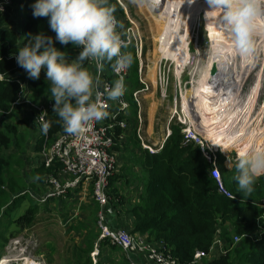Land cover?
I'll list each match as a JSON object with an SVG mask.
<instances>
[{
    "label": "trees",
    "instance_id": "obj_1",
    "mask_svg": "<svg viewBox=\"0 0 264 264\" xmlns=\"http://www.w3.org/2000/svg\"><path fill=\"white\" fill-rule=\"evenodd\" d=\"M34 2L35 0H10L6 11L0 13V115L6 119L0 127V151L4 152L9 150L10 145L18 143L14 142L17 140L18 127L11 122L15 119L14 109L19 106L16 101L22 92L19 80L24 81L26 72L14 59L17 51L28 43L29 34L43 33L53 39L55 37V33L49 28L47 17L33 18L30 5ZM108 5L115 9L114 15L119 19L125 17L124 9L115 0H108ZM121 24L127 26L128 23L121 20ZM54 44L65 52L69 59L75 58L80 50L71 44L62 46L55 40ZM127 51L132 56L125 91L129 109L126 115H121L119 119L125 120L127 124L129 122L133 128L127 132L128 136L122 148L127 150L130 145L133 150H143L137 134L139 107L134 93L142 91L145 85L140 80L139 60L133 50L129 48ZM83 66L89 68L87 60ZM111 66L112 64L106 67V71L113 79ZM28 85L31 89V99L41 93L50 94V84L45 78L30 80ZM32 110L28 114V124H31L30 120H34L38 113L37 110ZM108 113V117H111V110ZM44 118L50 123V128L45 134L38 125L40 132L37 136L32 135L35 144L29 148L30 152L27 154V160H32L29 163L31 180L27 187L29 185L32 190L24 194L20 193L22 191L14 192V183L17 182L13 181L14 177L6 179L4 175L12 171L15 161L11 159V155L0 157V258L8 240L36 225L42 206H53L52 212L55 213L61 211L65 221L70 218L63 197H54L43 202L50 192L47 179L59 176L62 171V164L58 160H54L47 167L43 153L65 132L52 107ZM126 131L127 129L116 126L114 131L110 132L115 142L112 152L122 151L119 135ZM183 139L181 128L172 127L161 152L150 154L144 150V156L135 158V166L147 170V184L144 185L138 201L127 200V196L122 192L123 188L119 186L121 179H124L123 183L127 185L131 182L130 164L121 174L114 173L110 177L107 189L110 200L103 208L105 223L115 232L125 230L131 235L143 237L156 247H166L178 264H264V205L258 202L264 197V176L256 178L251 193L242 194L238 192L237 183L233 178L237 174L235 168L227 169L226 157L215 153L223 186L228 193L234 195V198L230 199L228 193L219 191L217 181L210 174L213 165L207 160L201 147L194 143L184 145ZM31 152L35 154L33 157H30ZM239 156H243L241 152ZM121 157L127 160L125 155ZM20 181L26 186L25 182L28 180L25 178V181ZM36 186H45L47 190L44 188L42 193V189ZM89 189L95 205L89 209L88 219L84 215L87 208H84L80 217L77 229L80 234L85 232L86 235L77 246L81 247L84 253L78 255L79 253L74 252L72 257L76 260L73 264H94L91 253L100 235L97 227L100 206L93 199V186ZM78 191L79 189H76L70 193ZM29 194L31 200L26 213L11 219V214L21 205L18 200ZM60 202L63 210L59 208ZM46 208L43 210L47 211ZM111 217L119 221L117 226L111 223ZM124 217L133 218L130 225L123 221ZM93 238L94 244L91 242ZM103 240L101 253L95 264H117V260L112 259V255L117 252H120L122 257L120 264H131V260L121 248L112 245L109 240ZM220 241L223 244L221 248L218 247ZM77 251L79 252L78 249ZM198 251L208 254V257L196 260L194 257ZM132 257L137 264L147 262L141 255L132 254ZM46 258L50 260L48 254Z\"/></svg>",
    "mask_w": 264,
    "mask_h": 264
},
{
    "label": "rangeland",
    "instance_id": "obj_2",
    "mask_svg": "<svg viewBox=\"0 0 264 264\" xmlns=\"http://www.w3.org/2000/svg\"><path fill=\"white\" fill-rule=\"evenodd\" d=\"M115 1L128 11L131 20L136 24L134 30L138 36H141L144 45V55L141 64L139 63V67L142 69L141 72L139 69V72L141 73V82L145 85L144 91H147L150 96V98L149 96L146 98L151 102H146L145 97L141 99L140 123L143 130L152 116L156 123L155 135L158 137L160 132L165 131V140L172 127H179L182 130L192 129L202 138L205 149L223 152L226 159L227 156L232 158V155L238 159L239 152L244 155L254 148L264 146V46L261 49H255L254 53L245 59L247 64H244L243 67L241 66L243 58L238 60V57L234 59L228 58L226 55V60L223 53L222 61H220V57L215 61L214 47H222L223 42L232 47V43L226 33L219 28V11L213 10L207 0H189V3L177 2L178 4L175 6L168 7V10L165 9L160 13H153L144 0ZM23 16L22 13V18ZM124 18L121 19L124 20ZM216 20L218 21L217 32L214 27ZM257 25L256 34L260 38H264V18L259 19ZM164 30H166L165 34L162 32ZM186 48V58L181 60V66L177 60L182 57L181 53ZM232 50L230 49V51ZM212 69L223 70L219 71L220 74H215ZM89 71L96 76V72L93 73L91 69ZM221 73H225L223 74L225 77H220L221 81L226 82L222 93L227 94L226 97L229 96V100L226 99L222 102L221 90L219 94L216 93V99L212 97L213 93L205 95L206 97L201 96L205 92L208 94L209 89L207 90V88L216 84L217 76H222ZM153 79L155 83H153ZM212 81L213 83H211ZM30 96L31 89L24 90L21 101L30 102L20 104L14 109L15 119L11 123L18 127L17 140L14 141H18V143L10 145L8 151H0V157L5 158L11 155V159L15 161L12 171L6 172L4 177L6 179L10 176L14 177L13 181L17 182V184L14 183V192L22 191L20 193L23 194L33 189L29 185L27 187V183L31 180L29 163L32 162V160H27V154L30 152L29 148L34 147L35 138L33 136H37L40 132L35 119L30 120L31 124H28V114L32 109L37 110L39 104L54 103L51 100V95L46 92L32 99ZM200 96L205 100H200ZM218 99L219 101H217ZM150 103V116L147 119L146 109ZM5 121L6 119L0 115V127ZM141 134L143 136L144 132L142 131ZM34 155L31 152L30 157ZM226 164L230 166L229 161ZM122 165L123 171H125L127 165ZM140 174L142 175V173ZM133 177H135L134 174ZM25 178L28 181L25 182L26 186H23L20 179L25 181ZM123 182L124 179H121L119 186L123 188L122 192L125 196H128L127 200H130L131 188ZM36 188L42 189V193L44 188L47 190L45 186H36ZM29 197H31L30 194L18 200L21 205L11 214V219H16L26 213L30 206L31 199ZM258 202L264 203V197ZM72 203L66 201L67 210L70 209ZM44 208L46 207L42 206L40 214L37 215L39 220L35 226L8 240L7 246L3 248L0 261L6 258L8 259L6 264H25L27 256L37 255L46 259L45 264H68L67 261H70V258L74 262L76 260L70 256L71 254L73 255L74 252L75 254L79 253L78 255L84 253L81 247L77 246L81 242L77 237L80 235L77 226L81 221L82 211L76 210L78 216L65 221L61 211L52 212L53 206L46 208L47 211L43 210ZM59 208L63 210L61 203ZM100 240V235L95 244L94 238L91 240L95 252L98 251ZM47 254L50 256V260H47ZM93 254H91L92 261L96 258ZM35 258L43 260L42 257Z\"/></svg>",
    "mask_w": 264,
    "mask_h": 264
},
{
    "label": "clouds",
    "instance_id": "obj_3",
    "mask_svg": "<svg viewBox=\"0 0 264 264\" xmlns=\"http://www.w3.org/2000/svg\"><path fill=\"white\" fill-rule=\"evenodd\" d=\"M207 2L213 10L219 11V28L230 38L235 54L247 59L254 50L253 40L258 27L257 21L264 18V0H207ZM30 7L33 18H48L49 28L55 33V37L53 39L52 36H46L43 33L29 34L28 43L18 49L14 59L26 74L24 81L19 80L22 92L16 104L30 102L21 101L24 90L29 89L30 80L45 78L50 84L48 90L54 103L39 105H51L52 111L56 113L58 122L62 123L66 133H79L87 123L108 117L109 113L104 107L106 100H117L125 95L127 79L126 86L122 78L113 82V69L128 67L129 70L132 56L126 51L130 48L136 57L137 54L133 46L127 47L121 39V33L117 29L123 26L116 20L115 9L108 5V0H35ZM2 11L3 8L0 7V13ZM54 40L62 46L71 44L79 48L78 55L69 59L65 52L55 47ZM122 48H125L124 53L121 52ZM222 51V48H218L216 54L219 55ZM142 52L143 57L144 45ZM86 60L95 64L96 74L102 71L104 62H113L111 66L113 79L107 73L106 67L103 69L105 76L113 82L110 87L105 85L103 92L100 90L99 75L94 76L83 66ZM139 63L141 64L140 60ZM42 69L45 73L40 75ZM139 74L141 75L140 72ZM138 92L134 93L137 103ZM102 97L106 99L102 100ZM138 107L140 108L139 104ZM39 116L40 112L37 113L35 121L41 126V131L46 134L50 123L47 121L40 123ZM164 144L157 147L155 154L163 150ZM141 146L143 150L148 151L143 145ZM215 153L224 155L220 151ZM232 159L234 162L230 166L234 167L237 173L233 178L237 183L238 192L251 193L256 178L264 175V146L254 148L249 153L239 156L238 159L232 155ZM78 189L80 190L81 187ZM228 196L230 199L234 198L232 193H228ZM222 245L220 241L218 247L221 248ZM98 254L93 256L96 257ZM34 256L42 257L43 260ZM26 258L25 262L35 260L43 264L46 260L43 256L37 255ZM93 263L95 264L96 261L93 260Z\"/></svg>",
    "mask_w": 264,
    "mask_h": 264
},
{
    "label": "built area",
    "instance_id": "obj_4",
    "mask_svg": "<svg viewBox=\"0 0 264 264\" xmlns=\"http://www.w3.org/2000/svg\"><path fill=\"white\" fill-rule=\"evenodd\" d=\"M9 4L10 0H0V7L3 8L2 12L6 10ZM125 11L130 24L124 28H118L117 30L121 33V39L124 40L127 47H134L137 57L141 61L143 54L142 38L136 34L134 30L136 24L131 20L128 11L126 9ZM115 18L119 21L117 16H115ZM124 50L125 48H122L121 52L124 53ZM103 69L96 74L100 77V90L102 92L105 85L110 87L117 79L122 78L126 86L128 67L113 69V82L105 76ZM141 69L140 67V72ZM42 73H45L43 69L40 75H42ZM22 86H24V84ZM105 99V97H102V100ZM104 107L107 112L111 110V117L98 121H91L85 125L81 132L76 134L64 132L53 145L44 151L43 157L45 158L46 166L49 167L54 160H58L62 164V171L59 176H51L47 179L50 192L46 195L43 202L54 197H65L70 191H74L82 187L83 183H87L89 186H93V198L100 206L97 224L102 239L109 240L112 245L121 248L131 260V264H137L132 260V254L141 255L147 259L145 264H178L166 247H156L143 237L131 235L125 230L115 232L105 223L103 208L110 200L107 191L109 179L115 173L118 166L116 153L112 152L115 142L110 132L114 131L116 126H119L121 129L126 128L127 123L124 120H120L119 117L121 115H126L129 109V103L125 99V95H123L117 100H106ZM49 108H51V105H39V108H37L38 112H40L38 119L40 123L45 121L44 117ZM123 134L124 133L119 135V144L123 139ZM182 134L184 135V145L194 143L201 147L205 157L213 165L210 174L217 181L219 191L228 193L223 186L220 169L216 163L217 156L215 152L205 149L204 142L196 131L185 128L182 130ZM142 145L152 154L157 152L156 149L145 143H142ZM95 254H98V251L93 255ZM204 256H206V253L198 251L194 258L196 260H201ZM27 263L43 264L41 261L35 260L25 262V264Z\"/></svg>",
    "mask_w": 264,
    "mask_h": 264
},
{
    "label": "crops",
    "instance_id": "obj_5",
    "mask_svg": "<svg viewBox=\"0 0 264 264\" xmlns=\"http://www.w3.org/2000/svg\"><path fill=\"white\" fill-rule=\"evenodd\" d=\"M179 2H181V3H183V0H178ZM177 1V2H178ZM120 4V3H119ZM150 4V5H149ZM176 4H178V3H176ZM176 4H174V5H176ZM148 6H151L150 8L152 9V12L154 13L155 11H154V9H153V4L152 3H148L147 4ZM166 10H168V8L166 9ZM124 13H125V11H124ZM158 13V12H157ZM168 14V13H167ZM118 17V16H117ZM131 17V16H130ZM118 19H119V17H118ZM121 18L119 19V22H120V24H121ZM124 21H126L127 23H129V21H128V19H127V15H126V13H125V18H124ZM122 25V24H121ZM123 27L122 28H124L126 25H122ZM257 52V51H256ZM252 53H254V52H252ZM255 56H257V55H255ZM110 64H112V66H113V62H104V67H109V65ZM88 65H89V68H88V70L89 69H91V71L94 73V72H97V70H96V67H95V64L94 63H91V62H89L88 61ZM147 96H149L148 94H147V91H144L143 92V90L142 91H140V92H138V95H137V99H138V104H139V106H140V108H139V113H137V117H138V130H137V134H138V138H139V141H140V145H142V143H145V144H148V145H150L151 147H153L154 149H157V147L159 146V145H163L164 143H165V139H164V134H165V131H162V133L160 132L159 133V136L157 137L156 135H155V131H154V129H155V125H156V123H155V118H154V116H152V118H150V120L148 121V124L146 125V127L144 128V130H143V128H142V124L140 123L141 122V112H142V108H141V103H142V101H141V99H142V97H145V100H146V102H151L150 101V99H148V98H146ZM149 98H150V96H149ZM150 105H151V103L148 105V107H147V109H146V114H147V119H149V116H150V112H149V109H150ZM125 121V120H124ZM126 122V121H125ZM127 123V122H126ZM150 127H151V129H150ZM133 128V125H130V123L128 122V124H127V126H126V128L125 129H127V131L123 134V139L120 141V147H121V149H122V151L121 152H119V151H117V152H115L116 153V157H117V159H119V162H118V166H117V170H116V172H115V174L116 173H119V174H121L122 173V171H123V165L122 164H126L127 163V166H128V164H130L131 165V182L129 183V187L131 188V190H130V192H131V194L129 195L130 196V201H134V202H136V201H138V199H139V195L141 194V192L143 191V189H144V185H146L147 184V170L145 169H142V167H140V166H135V163H134V161H135V158L136 157H139V158H141L142 156H144V153H146L144 150H139V149H135V150H133V148L130 146V145H128V148H127V150H124L122 147H123V142H126V137L128 136L127 134V132L130 130V129H132ZM124 130V129H123ZM169 130V129H168ZM142 131L144 132V134H143V136H142ZM170 131V130H169ZM168 131V132H169ZM169 134V133H168ZM143 137V138H142ZM142 147V146H141ZM134 153H135V157H134ZM121 155H125L126 156V158H127V160L126 159H123L122 157H121ZM232 157V156H231ZM122 160H123V162H122ZM227 161V162H226ZM226 161H225V163H228V161H229V163H230V165H231V163L232 162H234V160L232 159V158H229L228 156H227V159H226ZM226 167H227V169H230L232 166H229L228 164H226L225 165ZM140 173H142V175L140 174ZM135 175V177H133L132 178V175ZM91 187V185L89 186L87 183H83V185H82V190L80 189L79 190V192H77V193H68L67 194V196L65 197V198H63L64 200H65V202L66 201H68V202H73L71 205H70V209L68 210V212H69V214H70V218H71V216H72V218L73 217H76V216H78L77 215V212H76V210H81L82 212L84 211V208H87V211H86V213H85V217L88 219L90 216V214H89V209L91 208V206L94 204L95 205V203L92 201V198H91V196H90V188ZM127 199H128V196H127ZM61 203V202H60ZM67 209V208H66ZM62 214H64V213H62ZM69 218V219H70ZM133 220V218L132 217H124L123 218V221L125 222L126 221V224L128 223H131V221ZM110 221H111V223H113V225H115V226H117L118 224H119V221L117 220L116 221V219L114 218V217H111L110 218ZM67 223V222H66ZM130 225V224H129ZM100 231V230H99ZM84 235H86L85 234V232L84 233H81L80 235H78L77 237H79V240L80 241H83V239H84ZM101 238V237H100ZM102 241H104L102 238H101V240H100V242H99V247H98V251H99V254H98V256H96V258H95V260H96V262L98 261V259H99V255H100V253H101V242ZM81 243V242H80ZM79 243V244H80ZM93 252H95V250H93L92 251V253ZM120 253V252H119ZM118 252L117 253H115L114 255H112V259H116L117 260V264H120V262H121V260H122V257L120 256V254H119ZM103 255V254H102ZM135 255V254H134ZM71 257H72V254L70 255ZM74 257V256H73ZM137 257V256H136ZM131 258H133L132 257V255H131ZM67 263L68 264H73V260L70 258V261H67Z\"/></svg>",
    "mask_w": 264,
    "mask_h": 264
},
{
    "label": "bare ground",
    "instance_id": "obj_6",
    "mask_svg": "<svg viewBox=\"0 0 264 264\" xmlns=\"http://www.w3.org/2000/svg\"><path fill=\"white\" fill-rule=\"evenodd\" d=\"M177 1L178 0H144V2H146V4H148V3H152L153 4V9H154V11L155 12H158V13H160V11H164L165 9H167L168 7H171V6H175L174 4H176L177 3ZM179 2V1H178ZM183 2H186V3H189V0H183ZM206 4V3H205ZM150 5V4H149ZM148 6V5H147ZM149 7H151V6H149ZM218 23V21L216 20L215 21V23H214V27L216 28L215 30H216V32H217V24ZM260 24V23H259ZM170 28V27H169ZM256 31H258V30H256ZM162 32H164V34H165V32H166V30H164V31H162ZM168 34V33H167ZM261 35V34H260ZM166 36V35H165ZM253 43H254V50L256 49V50H258V49H261L263 46H264V38H260V36H258L256 33H255V35H254V40H253ZM220 44V43H219ZM218 46V45H217ZM222 46V45H221ZM219 48H222L223 49V51L220 53V55L218 56L216 53H217V47L215 46L214 47V60L216 61L219 57L221 58V60L220 61H222V55L223 54H225V55H223L224 56V58L226 59V55L228 56V58H234V59H236L238 56L235 54V52L232 50V51H230V49H233V46L231 47V46H229L228 44H224V42H223V46L222 47H219ZM254 50H253V52H254ZM262 51V50H261ZM264 51V50H263ZM187 53V48L181 53L182 54V57H180L178 60H177V63L179 64V65H181L182 66V63H181V60L182 59H185L186 58V56H185V54ZM223 53V54H222ZM230 53V54H229ZM234 53V54H233ZM181 56V55H180ZM213 57V56H212ZM213 60V59H212ZM224 60V59H223ZM227 60V59H226ZM231 60V59H230ZM229 60V61H230ZM238 60H241V58L240 57H238ZM231 61H233V60H231ZM215 63H217V62H215ZM246 65L247 64V62H246V60L245 59H242V63H241V66L243 67V65ZM223 65H224V63H223ZM213 66H215V65H213ZM222 66V65H221ZM233 66V65H232ZM235 66V65H234ZM240 66V67H241ZM215 68V67H214ZM225 68V67H224ZM206 69H208V68H206ZM240 69H242V68H240ZM209 70V69H208ZM213 71H214V73L215 74H220V70L222 71L223 69H220V70H215V69H212ZM211 70V71H212ZM230 70H232V69H230ZM229 70V71H230ZM234 70V69H233ZM242 70H244V69H242ZM246 71V70H245ZM153 73H154V71H153ZM223 74H225V73H221V75L222 76H217V81H215L216 82V84L214 83V84H212V86L210 87V88H207V90H208V94H206V92L204 93V94H201V96H204V97H206L205 95H209V94H214V96H212V97H214L215 99H216V93H218L219 94V92H220V90H221V92L220 93H222V88H225V86H226V82L224 83V81H221V78L220 77H225ZM262 79V78H261ZM258 80V79H257ZM259 82H261V81H259ZM153 83H155V80L153 79ZM211 83H213V81L211 82ZM238 84V83H237ZM241 84V83H240ZM260 85V84H259ZM258 85V86H259ZM212 87H213V89H212ZM206 91V90H205ZM193 94L195 93V92H192ZM257 93V92H256ZM227 95V94H226ZM226 95H225V93H222V102L223 101H225L226 99H228L229 100V96L228 97H226ZM200 96V100H205V98L204 97H201ZM209 97V96H208ZM207 99V98H206ZM213 99V98H212ZM212 101H214V100H212ZM217 101H219V99L217 100ZM216 101V102H217ZM215 102V103H216ZM218 103V102H217ZM216 103V104H217ZM225 103V102H224ZM229 103V102H228ZM195 106H196V104L195 103H193ZM207 112V111H206ZM221 116V115H220ZM224 116H225V113H224ZM223 118V117H222ZM8 262V259H6V258H3L1 261H0V264H6Z\"/></svg>",
    "mask_w": 264,
    "mask_h": 264
}]
</instances>
